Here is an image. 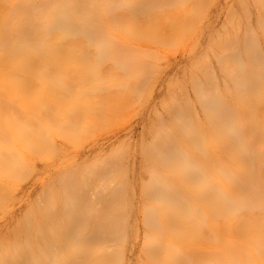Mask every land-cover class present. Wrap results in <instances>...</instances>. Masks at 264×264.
I'll return each mask as SVG.
<instances>
[{
	"label": "bare ground",
	"instance_id": "1",
	"mask_svg": "<svg viewBox=\"0 0 264 264\" xmlns=\"http://www.w3.org/2000/svg\"><path fill=\"white\" fill-rule=\"evenodd\" d=\"M172 1L156 0L146 19L137 11L146 0H0V143L6 146L0 157L15 155L19 163L11 150L19 141L50 159L35 135L44 140L57 116L78 104L99 116L108 98L100 64L109 65L99 69L103 73L114 69L113 60L122 66L136 62L140 69L138 51L125 43L133 36L143 41L156 29L155 20L168 18ZM253 3L261 10L258 29L246 27L237 32L240 38L230 32L212 37L184 82L170 83L174 105L168 119L152 126V140L140 145L152 169L149 182L139 184L145 197L139 211L146 244L161 242V250L149 249L139 264H264V0ZM126 7L127 13L116 12ZM56 22L60 31L46 34ZM185 24L169 27L184 33L190 27ZM209 58L218 61L217 71ZM187 84L201 116L184 93ZM38 106L46 107L47 128L36 118ZM120 154L114 152V166L103 164L94 178L92 168L65 165L63 177L58 170L65 183L51 184L43 202L31 204L0 233V264H66L69 253L76 256L71 264H122L132 184L128 169L113 160ZM80 224L86 236L77 233ZM107 235L117 236L112 255L102 242Z\"/></svg>",
	"mask_w": 264,
	"mask_h": 264
},
{
	"label": "rangeland",
	"instance_id": "2",
	"mask_svg": "<svg viewBox=\"0 0 264 264\" xmlns=\"http://www.w3.org/2000/svg\"><path fill=\"white\" fill-rule=\"evenodd\" d=\"M174 1L168 4V18L155 20L156 29L150 31L143 41L133 36L131 41L125 43L127 50L138 51L142 60V69H139V64L136 62L122 66L113 60L111 64L114 69L105 68L103 73L99 69L109 65L104 61L100 64L97 72L107 78L102 91L106 97L108 96L104 101L109 108L103 105L106 107L99 116H96L95 112L86 105L78 104L67 114L57 116L56 125L46 130L44 140L35 135L40 149L51 153L50 159L41 157L37 149H26L19 141H15L11 149L14 154L19 155V163L13 160L16 158L15 155L11 158L0 157L2 179L0 180V233L14 226L15 221L25 215L31 204L43 202L45 192L51 184L56 186L64 182L63 179L60 180L61 178L58 180V177L61 172L65 173V165L71 170L78 166L92 168L93 177L99 173L103 164L106 167L114 166L110 157L114 152L121 151L123 154L113 160L128 169L126 178L132 184L130 193L132 208L128 209L129 215L123 230L127 238L121 248L122 264H139L149 249L153 254L160 252L161 242L157 241L150 248L146 244L147 229L143 224L145 219L139 211V207L145 201L139 184L149 182L152 169L150 165L144 164L140 145L152 140V126L168 119V114L174 105L173 100L169 99L170 92H173L170 83L184 82L182 80L185 74L189 73L192 62L209 49L212 37L225 35L226 32L233 35H237V32L241 34L246 27L257 30V18L261 11L253 0H192V7L189 8L182 3L184 0ZM140 4L143 6H139L137 11L139 10L140 16L146 19L151 17L152 11H156V0H146L145 4L143 2ZM127 8L129 9V7L117 8L116 12L125 14ZM233 14L235 16L232 18ZM236 18L237 23L233 21ZM172 22L177 23V27L188 22L190 27L183 33L180 31L182 28L171 29L169 25ZM230 22L233 25H230ZM56 31H60V24L57 22L48 27L46 34ZM237 37L240 38L239 35ZM262 56L264 60V54ZM209 61L211 68L217 71L218 61L213 58H209ZM140 70L142 75L136 77V72ZM128 84L131 87L129 91ZM174 89L176 91L177 88ZM81 92L84 95L90 93L84 86ZM184 93L192 101L196 113L201 116L199 104H195V94L191 85L187 84L184 87ZM37 108L36 118L43 124L47 115L44 109L46 107ZM43 127L47 128L46 123ZM5 149L6 146L0 143V154ZM118 182L112 183L113 187L116 188L120 183ZM172 194V192L168 193V199ZM100 209L101 205L98 203L95 211L99 212ZM73 222L80 223L79 220ZM85 229L87 230L80 224L77 233L86 236ZM116 238L115 235H107L102 240L103 244L108 246L109 255L116 251L117 247L115 248L116 244H114ZM170 245L175 246L174 243ZM208 245L211 248L216 246L214 242ZM68 257L71 260L66 264L76 261L74 254L69 253Z\"/></svg>",
	"mask_w": 264,
	"mask_h": 264
}]
</instances>
